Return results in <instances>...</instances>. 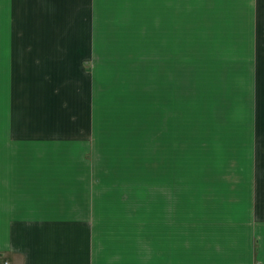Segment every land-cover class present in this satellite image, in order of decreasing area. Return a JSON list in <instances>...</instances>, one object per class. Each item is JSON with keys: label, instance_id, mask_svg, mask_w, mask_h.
<instances>
[{"label": "crops", "instance_id": "crops-1", "mask_svg": "<svg viewBox=\"0 0 264 264\" xmlns=\"http://www.w3.org/2000/svg\"><path fill=\"white\" fill-rule=\"evenodd\" d=\"M100 71L194 72L208 87L217 73H248L239 202L176 210L171 237L145 235L133 206L106 203L96 172ZM6 260L264 264V0H0Z\"/></svg>", "mask_w": 264, "mask_h": 264}, {"label": "rangeland", "instance_id": "rangeland-1", "mask_svg": "<svg viewBox=\"0 0 264 264\" xmlns=\"http://www.w3.org/2000/svg\"><path fill=\"white\" fill-rule=\"evenodd\" d=\"M217 77L208 87L194 72H96L104 201L133 206L145 235L171 237L176 210L239 202L253 109L249 75Z\"/></svg>", "mask_w": 264, "mask_h": 264}, {"label": "built area", "instance_id": "built-area-1", "mask_svg": "<svg viewBox=\"0 0 264 264\" xmlns=\"http://www.w3.org/2000/svg\"><path fill=\"white\" fill-rule=\"evenodd\" d=\"M4 264H11V262L6 260V261H4ZM257 264H261V263H257Z\"/></svg>", "mask_w": 264, "mask_h": 264}]
</instances>
